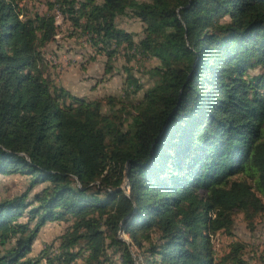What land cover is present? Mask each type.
I'll list each match as a JSON object with an SVG mask.
<instances>
[{
	"label": "trees",
	"instance_id": "16d2710c",
	"mask_svg": "<svg viewBox=\"0 0 264 264\" xmlns=\"http://www.w3.org/2000/svg\"><path fill=\"white\" fill-rule=\"evenodd\" d=\"M25 1L0 0V176L27 179L0 200V264H33L52 222L66 229L36 264H245L210 237L264 219V0ZM54 12L105 66L154 61L151 86L125 68L119 98L89 101L44 79Z\"/></svg>",
	"mask_w": 264,
	"mask_h": 264
},
{
	"label": "rangeland",
	"instance_id": "374dc122",
	"mask_svg": "<svg viewBox=\"0 0 264 264\" xmlns=\"http://www.w3.org/2000/svg\"><path fill=\"white\" fill-rule=\"evenodd\" d=\"M51 0H26L23 4L27 15L42 14L45 3ZM56 26L53 41L40 50L42 64L40 70L43 78L55 86L62 87L71 96L89 101L106 97L119 98L123 80V69H130L143 89L151 86L144 70L155 65L154 61H141L138 57L126 62L119 56L111 66H105V58L96 55L85 39L76 33L63 17L54 12ZM116 27L132 35L137 42L141 36L140 23L123 16L115 20ZM109 68V69H108ZM259 71H254L257 74ZM244 177L242 172L235 179ZM27 179L24 176H0V200L10 199L25 192ZM42 187L33 189L28 197L37 193ZM204 197V194H201ZM67 224L52 222L43 225L34 238L30 253L25 260L36 264L45 245H55ZM214 257L218 259L231 244L238 245L240 258L245 264H264V219L260 216L245 220L243 215L235 213L229 234L216 233L210 237ZM42 260L40 264H43Z\"/></svg>",
	"mask_w": 264,
	"mask_h": 264
},
{
	"label": "water",
	"instance_id": "95a60500",
	"mask_svg": "<svg viewBox=\"0 0 264 264\" xmlns=\"http://www.w3.org/2000/svg\"><path fill=\"white\" fill-rule=\"evenodd\" d=\"M121 240H123L124 241V239L121 237Z\"/></svg>",
	"mask_w": 264,
	"mask_h": 264
}]
</instances>
